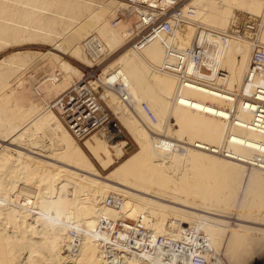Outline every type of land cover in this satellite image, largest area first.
<instances>
[{"label":"bare ground","instance_id":"6f19581e","mask_svg":"<svg viewBox=\"0 0 264 264\" xmlns=\"http://www.w3.org/2000/svg\"><path fill=\"white\" fill-rule=\"evenodd\" d=\"M26 1L36 4L40 0ZM45 4L62 22L73 18L65 17L74 13L70 0H45ZM190 4L195 9L188 5L182 10L180 21H171L172 33L158 35L136 47L132 45L129 50L133 54L124 53L126 55L111 65L113 67L104 71L108 76L102 75L101 80L112 81L115 90L104 86L101 80L93 83L106 107L138 146L136 152L107 175L100 177L97 170L91 168L85 152L72 141L74 137L52 113H41L27 123L21 117L8 128L13 135L0 139L6 153L0 155V200L6 204L0 206V264H107L103 253L106 234L99 232L98 226L104 223L111 226L119 218L136 219L152 228L154 235L168 236L171 217L176 221L174 224L192 226L204 236L209 248L205 254L209 264H264V230L258 228L264 225V134L250 128L253 119L250 113L230 102L232 93L240 90L254 46L264 45V0L241 5L237 0H192ZM109 5L108 8H112ZM103 8H97L90 15L99 26L105 17ZM258 19L261 21L259 33L248 40V34L242 29L243 21ZM192 20L195 23H189ZM29 21L41 28L66 30L67 27V23H56L53 18ZM75 23L79 28L75 24L74 27L80 31L79 25L84 22L80 19ZM215 25L224 30L217 31ZM68 27L69 31L74 29ZM233 28L239 33L243 31V36L226 35ZM69 31L68 34L73 35L66 40L76 46L71 51L66 46L69 55L76 56L86 48L91 58L98 60L97 51H93L98 44L96 38L80 44L83 33ZM100 33L105 35L103 31ZM224 33L222 40L220 35ZM111 38L108 36L109 40ZM0 39L3 43H16L19 36L12 27L0 26ZM99 49L97 55L105 54L104 46ZM188 50H201L203 66L209 71L199 72L197 83L192 86L185 84L180 74L161 71L167 62L174 63L178 55ZM138 51L143 54L142 63L134 56ZM0 86L3 90L6 88V85ZM4 97L0 96V101L3 102ZM120 106L125 109L121 110ZM232 107L235 108L234 121L239 123L236 126L227 125L224 119ZM6 111L4 107L0 114L5 115ZM110 127L112 130V124ZM34 129L49 133L59 148L50 151L49 145L45 147L41 142L43 134L32 135L36 141L24 144L25 147L38 151L39 158L46 162L32 156L19 157V153L8 148L14 143H26V136L31 138ZM149 129L158 134L150 135ZM227 132L230 135L225 137ZM106 137L109 142L110 136ZM85 145L103 162L102 166H107L123 156L127 144L124 141L110 144L93 136ZM12 156L17 165L6 172ZM61 164L68 170L56 166ZM69 164L85 169L89 176H84L79 169L74 172L75 168ZM106 181L149 198L127 193L116 185H107ZM58 185L61 192L57 193ZM62 192L65 198L61 201ZM33 195L34 202L29 200ZM52 197L56 200L49 201ZM109 197L119 199L120 208L107 206ZM219 212L228 214L215 219ZM231 221L251 225V228ZM67 230L75 236H66ZM122 264L163 263L157 254L149 262L144 256H123Z\"/></svg>","mask_w":264,"mask_h":264},{"label":"rangeland","instance_id":"374dc122","mask_svg":"<svg viewBox=\"0 0 264 264\" xmlns=\"http://www.w3.org/2000/svg\"><path fill=\"white\" fill-rule=\"evenodd\" d=\"M70 1L74 5V10H73L74 13L72 15L71 14H67V15L64 14V15H65V17L67 16V18L73 17V18H78L79 20L73 19V18H71V19L65 18L62 22L60 20V18L58 17L56 12H54L55 15L51 14L52 9L49 8L45 4V0H40L36 4H34L33 2L29 3L26 0H0V21L4 19L3 21L0 22V26H5V27H9V28L12 27V29L17 30V33L19 36V39L16 40V43L15 42L3 43L2 39H0V46L5 44V46L3 45L0 48V82H1L0 84L2 86L6 85V88L4 90L0 86V91L3 90L2 93L0 94V96H2V95L5 96L3 98V99H5L3 102L6 104V105L4 104L5 106L0 104V109H3L4 107H5V109H7L5 115L0 114V139L1 140H4V138H3L4 135L5 136L6 135H9V136L13 135L12 133L9 134L12 129L10 130L8 128L9 127L12 128L13 124L17 121L16 119L19 120V119H21V117H22V119L25 118L26 121L24 119L23 120L27 123L31 119L35 118L36 115H41V113L48 112V113H52V115H54L59 121H61L60 118L58 117V115L53 110H51V108H50L51 101L56 96H58L62 92H64L73 83L81 81V79L84 78V76L86 75V73H85L86 70H88V71L89 70L90 71L96 70V74L99 75L98 80H101V79H103L102 75H104V78H106L108 76V75L104 74V71L106 72L107 68H109L111 65H114L116 60L120 56H122L126 52H127L126 54H133L132 50H129V48L133 45L132 43L129 44V41H131V39L129 38L130 37V30H132L133 24L137 23L139 26V23L137 21L138 15L134 11L135 9L129 5L127 0H70ZM191 1L192 0L184 1L182 3V6L186 7V6L190 5L195 9V7L192 4H190ZM237 1H238V4H240V5L244 4V3H252V0H237ZM108 3L113 4V6L109 5ZM114 4L117 7L114 6ZM108 5H109V7H112V8H108ZM205 6H206V4H202V7H205ZM99 7L100 8L104 7L102 9V11L104 14H107V15L103 14V17L104 16L105 17L101 23H104V24L100 23V26H99V23L97 21H95L94 18L90 17V15L94 11H96L97 8H99ZM198 10L200 12V9H197L196 11L198 12ZM263 13H264V10H263ZM86 15H87V17L89 16V18H87ZM28 17H30V19ZM36 18H41V19H45V18H51L52 19L53 18L56 21V23H60V21H61L62 25L63 24L65 25L67 23V25H66L67 27L72 26L71 29H73V28L74 29L69 31L70 27H68V28L65 27L66 30H63L61 27H57L54 29H52V28H41V27L36 26L32 21H29V20H33ZM84 18L87 20H85ZM80 19H81V21L84 22L82 25H79V26H81L80 27L81 30L80 29L79 30L83 33L81 35L82 37L80 36V38H81L80 44L85 42L87 39L90 40V38L93 39L95 37L96 39L95 38L94 39L96 40V42L98 44L96 47L97 49L95 48V49H93V51L98 52V49H99L98 46L100 48L102 46L101 49H103V46H104L103 50L106 51V52L104 51L105 54L101 55V53H98L99 55H97V52L95 53L96 54L95 56H97L98 60H95L96 58H91V56H88V54L84 48L83 49L85 51L84 50L82 51V49H81V51H79L80 53L78 52V55L77 54H76V56L73 55L75 57L71 56V54H72L71 52H70L71 53L70 55L68 53V49H67L68 47L70 48V51L72 50L71 48L76 47L71 42L70 43L68 42L70 40H66V39H68V37L70 39V36L73 35V34H71V35L68 34V31L69 32L74 31V30L78 31V29H77L78 25H76L77 23H75V22L80 21ZM75 20H78V21H75ZM25 21H27V22H25ZM67 21H69V22H67ZM72 21H75V22L73 23ZM91 22H93V25H94V23H98V26L95 24L96 26L94 25V27H93V25H92V28H91L90 27L92 24ZM189 23H195V22H194V20H192ZM74 24L77 27H74ZM87 24H89L90 28L86 27V26H88ZM99 27H101V28L104 27V28L101 29ZM96 28H97V30H96ZM86 29H87V31L90 30L91 32L89 31V33H91V34H89L88 32L86 33L85 32ZM99 29H101L100 32L101 31L105 32V35H102L99 32ZM215 29L217 31H221L222 28L215 25ZM62 30L66 34V36H65V34L63 36L60 35L61 33L63 34ZM222 30H224V29H222ZM80 31H78V32L81 33ZM22 35H23V37H22ZM113 35H114V38H113ZM108 36H109V38L112 36V38L115 41H113L112 38H111V40H109ZM60 37H62V38H60ZM63 37L65 38V40H63L64 39ZM115 37H117V39ZM101 38L103 39L104 42L109 43L111 47L109 46V44L104 43ZM84 39H86V40L84 41ZM105 39H106V41H105ZM61 41H63V42L61 43ZM101 41H102V44H101ZM109 41H111L112 43L114 42L115 44H118V45L121 43V45L120 46L117 45L118 46V48H117V46H114V44H111V42H109ZM116 42H120V43H116ZM80 44L78 42V44H76V45L78 46ZM66 46H68V47H66ZM62 47H63V49H62ZM105 47L107 49H105ZM64 48H65V50H64ZM101 49H99V50H101ZM66 50H67V52H66ZM90 51H92V50H90ZM126 54H124V55H126ZM99 56H101V57H99ZM134 56L136 57L137 61L142 63V61H141V56H143L142 52H140V51L134 52ZM247 59H246V61H247ZM3 60H7V63H5V62L2 63ZM246 61H245V63H246ZM111 67H113V66H111ZM118 69H120V68H118ZM211 69H210V71H211ZM218 73H221V72H218ZM202 75L204 76V74H202ZM205 76H207V75L205 74ZM104 80H106V79H104ZM101 81L103 84H105L104 86H107L110 89L111 88L114 89L113 85H111L112 81H111V83L109 82L110 80L105 81V82H103V80H101ZM3 102L0 101V103H3ZM103 107H104V109H106L108 116H109V119L111 120V123L109 124L108 128L99 132L96 135L94 134V135L90 136L88 139H86L84 141L78 142V141L74 140V138L73 139L71 138L72 141L74 143H76L85 152V157L87 158V160L92 165L91 168L93 167L94 170H97L96 172L99 174L100 177H104L105 175H107L110 171H112L115 167H117L123 160H125L126 158H128L130 155H132L134 152H136L138 150V146L136 145L135 141L132 139V137H130L127 134L125 129L121 126V124L117 120V117L112 112V110H110L108 107H106V105L104 103H103ZM120 108H121V110L125 109L124 106H120ZM122 108H124V109H122ZM7 112H10V115ZM11 112H12V114H11ZM133 116L134 115H129V117H133ZM25 122H24V125H25ZM138 123L141 125L144 124L142 122L141 123L138 122ZM111 124L113 127L112 130L110 127ZM171 124H174V122L172 120H171ZM65 129H66V127H65ZM35 131L37 132V130H35V129L31 131L32 133L30 132L31 138L26 136V139H25L26 143L25 142L21 143V144L14 143L13 146H9L8 148L19 153L17 155L19 157L23 156L22 158H25L24 155L26 157L32 156L31 158L35 157L36 159L38 158V160L41 159V160L45 161V159L39 158L38 155H40V153L38 151H34L32 149L29 150L28 147L27 146L25 147L24 144H28V145L32 144L34 140L36 141V139L33 136L39 137L40 134H43L44 136L42 135L43 138L41 139L42 144H44L43 146L47 147L49 145L47 148H48V150L50 149V151H55V150L57 151L59 148H58V146H56L57 143L55 142V140H53L51 138L52 136H50L49 133H46V131H44L42 133H39V131H38L36 133ZM150 131H151V133H149L150 135L155 134V131H152L149 129V132ZM21 133H23V131ZM157 134L158 133L156 132L155 135H157ZM102 135L104 136V138L102 137ZM105 135L110 136V138L108 139L109 142L107 140H105L107 138ZM93 136H95L101 140L104 139V141L106 143H110V144H116V143L121 142V141L126 142L127 145L124 148L123 156L119 160L115 161L114 164L112 162L110 165L102 166L103 162L101 163L100 159L98 160V158L94 154L90 153L89 150L87 149L86 145H85V142L88 141L89 139H91V137H93ZM48 138H50V139H48ZM51 144H52V146H51ZM40 148H38L37 150H40ZM122 151H123V148H122ZM4 152L5 151L3 150V147H1V143H0V155L4 156V154H6ZM99 156L104 157L102 154H99ZM13 157L14 156H12V160H11L12 163H9L8 168L17 165L15 163H13V161H14ZM47 162L51 164V161H47ZM69 165H71V164H69ZM56 166H60L64 169L68 170V167H64L62 164L56 165ZM71 166H73L75 168L73 170L74 172L76 171V169H79L83 172L84 176H89L87 174L88 171H86L85 169L79 168V167L74 166V165H71ZM8 168H6L7 169V171L5 170L6 172L10 171V168L9 169ZM106 183H107V185H110V186L116 185L117 187L121 188V190L126 191L127 193L137 195L140 198H143V199L149 198V197H146L142 194L136 193L134 191H129L127 189H123L122 187L118 186V184H113L115 182L112 183L110 181L109 182L106 181ZM19 187H20V184H19ZM59 187L60 186L58 185V187H57L58 189L56 190L57 193L61 192V189ZM14 192H16V191L14 190ZM14 192L12 194H14ZM62 194H64V193L62 192L59 196V199L61 201L65 198ZM108 195H109V193H108ZM32 197L29 198V200L30 201L33 200L32 202H34V200H36V197H35V195H33ZM59 199H57V200H59ZM50 200H56V199L55 198L53 199V197H52L51 199H49V201ZM60 200H59V202H60ZM153 201L160 203V204H163V205L164 204L168 205V203H163V202L158 201V200L153 199ZM1 202H4V201L0 200V206L1 207L3 205H6L5 203L2 204ZM3 207H5V206H3ZM51 214H53V213L51 212ZM225 214H228V213L227 212H219L218 216H214V218L219 220L221 217L220 215H225ZM231 215H237V214H231ZM49 217H51V216H49ZM224 217H226V216H224ZM117 220H121V219L119 218ZM117 220H115V221H117ZM122 220H124V219H122ZM128 220L132 221L133 219H128ZM171 220L175 221V219L173 217H171ZM231 222L234 224L242 225V226H246V227L251 226V225L242 224V223H238V222H234V221H231ZM254 225H256V224H254ZM256 226H258V225H256ZM258 228L261 230H264V225L262 227H258ZM52 229L50 228V230H52ZM70 231L71 230H67V233L65 231L66 236H70V237L75 236V234L72 233V231L71 232ZM105 236H106V239L108 240V237H107L108 235L106 234ZM49 263L50 262H48V264ZM50 264H52V263H50Z\"/></svg>","mask_w":264,"mask_h":264},{"label":"built area","instance_id":"2783aa9c","mask_svg":"<svg viewBox=\"0 0 264 264\" xmlns=\"http://www.w3.org/2000/svg\"><path fill=\"white\" fill-rule=\"evenodd\" d=\"M137 13V23L130 30L129 42L136 47L143 41L151 40L161 34H170L173 30L171 21H180L181 12L185 8L182 3L186 0H127ZM261 21H243L242 29L247 33V39L253 40L260 30ZM229 29L221 34L222 40L226 35L234 37L243 36ZM226 34V35H225ZM87 39L85 42H87ZM85 48V47H84ZM86 49V48H85ZM88 50V49H86ZM201 51V50H200ZM199 50L185 51L178 55L174 63L167 62L161 71L166 73L180 74L185 84L197 83L196 75L199 72H209L203 66V53ZM90 56L89 53H87ZM249 58L247 70L240 90L230 97L233 106L239 105L244 112L253 116L249 126L252 130L264 134V45L256 44ZM86 75L79 82L73 83L52 101L50 108L71 135L78 141H84L90 136L101 132L109 127V119L106 109L103 107L104 100L100 91L93 86L99 78L94 71H85ZM147 111V108L144 107ZM235 108H231L228 117L224 118L227 125H238L234 121ZM149 113V112H147ZM150 117L152 115L149 114ZM153 118V117H152ZM230 135L228 132L225 137ZM107 206L120 208L121 201L109 197ZM168 236H156L150 227H145L140 221L134 219L117 220L111 226L104 223L98 226V231L108 235L104 245V258L107 264H122L123 256H144L148 262L158 254L163 264H209L206 252L209 248L206 239L193 227L171 222ZM211 262L214 260L210 258Z\"/></svg>","mask_w":264,"mask_h":264}]
</instances>
